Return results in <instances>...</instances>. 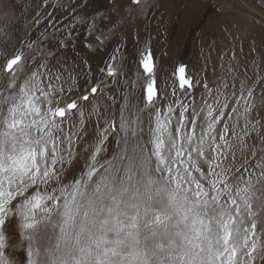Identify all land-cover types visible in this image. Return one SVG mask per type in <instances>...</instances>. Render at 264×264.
I'll use <instances>...</instances> for the list:
<instances>
[{"label": "snow or ice", "instance_id": "obj_1", "mask_svg": "<svg viewBox=\"0 0 264 264\" xmlns=\"http://www.w3.org/2000/svg\"><path fill=\"white\" fill-rule=\"evenodd\" d=\"M0 37L11 39L3 29ZM25 46L44 59L22 81L35 55L0 52L6 58L0 69V230L15 209L27 264H264V156L258 173L224 163H234L237 151L245 161L256 156L257 143L264 153V77L253 85L241 80L238 96L224 91L229 85L223 81L213 104L204 101L206 111L183 99L162 108L158 101L168 85L158 86L154 54L145 49L138 64L147 75L150 112L142 139L139 117L125 116L128 95L118 121L107 115V105L102 116L103 80L66 96L68 80L48 63L55 51L39 42ZM100 71L113 81L122 75L114 62ZM172 75L180 89L194 88L186 66ZM93 117L96 134L87 140ZM110 135L118 148L111 159L104 155ZM81 144L87 167L65 181ZM5 248L0 231V264H17Z\"/></svg>", "mask_w": 264, "mask_h": 264}, {"label": "rangeland", "instance_id": "obj_2", "mask_svg": "<svg viewBox=\"0 0 264 264\" xmlns=\"http://www.w3.org/2000/svg\"><path fill=\"white\" fill-rule=\"evenodd\" d=\"M0 29L11 35L8 42L0 37V52L12 54L22 50L36 57L35 62L29 61V68L20 76V81L44 59L39 51L33 53L25 46L29 42H39L41 49L55 51L56 55L49 58L48 63L55 65L68 80L65 88L71 87L72 91L65 92L66 96H78L85 88L103 80V95L99 98L101 115L107 105V115H115L118 121L120 106L128 95L125 116L129 119L139 117L142 139L148 134L150 112L145 110L144 100L147 75L138 64L139 55L145 49L154 54L158 86L162 82L168 85L164 89L167 95L158 101L162 108L183 99L194 101L198 111L201 107L206 111L204 101L213 104L216 89L223 81L229 85L224 91H236L238 96L241 80L253 85L258 75L264 77V0H142L139 6L131 0H0ZM60 40L66 41L65 47H59ZM5 62L6 58L0 56V69ZM113 62L122 72L115 81L100 71ZM179 65L186 66L194 81V88L187 92L179 88L172 75ZM229 67L233 69L231 74ZM69 76L72 79H68ZM205 84L211 95L206 93ZM255 87L259 96L261 86ZM231 99L234 105L235 99ZM259 115L264 116V111ZM203 117L201 113L200 122ZM99 124L102 126L103 121ZM96 126L93 117L87 125V140L95 136ZM115 141L116 137L110 135L104 153L109 159L118 150ZM132 142L130 140V144ZM84 147L81 144L78 149L80 156L64 177L65 181L78 177L86 169ZM261 156L264 153L257 143L256 156L249 154L245 161L237 151L234 163L231 160L224 163L233 168L245 164L248 172L258 173L255 165ZM248 172L244 173V180L248 179ZM20 223L13 209L0 231L9 258L17 264H27V241L23 247L18 246L23 240Z\"/></svg>", "mask_w": 264, "mask_h": 264}, {"label": "built area", "instance_id": "obj_3", "mask_svg": "<svg viewBox=\"0 0 264 264\" xmlns=\"http://www.w3.org/2000/svg\"><path fill=\"white\" fill-rule=\"evenodd\" d=\"M166 30H167V26L165 25V27H164V33H166Z\"/></svg>", "mask_w": 264, "mask_h": 264}]
</instances>
